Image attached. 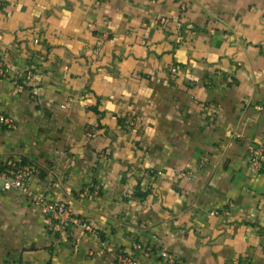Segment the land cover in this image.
Listing matches in <instances>:
<instances>
[{
    "label": "crops",
    "instance_id": "1",
    "mask_svg": "<svg viewBox=\"0 0 264 264\" xmlns=\"http://www.w3.org/2000/svg\"><path fill=\"white\" fill-rule=\"evenodd\" d=\"M0 63V264H264V0H0Z\"/></svg>",
    "mask_w": 264,
    "mask_h": 264
},
{
    "label": "built area",
    "instance_id": "2",
    "mask_svg": "<svg viewBox=\"0 0 264 264\" xmlns=\"http://www.w3.org/2000/svg\"><path fill=\"white\" fill-rule=\"evenodd\" d=\"M103 1V0H98ZM172 73L175 72L174 68L170 70ZM31 72H26L24 74V78L29 79L31 77ZM7 76V71L0 63V79L5 78ZM15 84H17L15 82ZM5 125L7 127H13V121L10 117L4 116L0 114V126ZM264 161V146L251 148L246 158V162L248 165L254 169L259 170L262 162ZM10 168L0 173V178L3 181L2 189L4 191L16 190L23 194H26L29 197H32L28 191V183L30 178V170L28 168H13L16 165L14 163L6 164ZM189 168V166H187ZM187 177H192V172L188 169L186 172ZM99 192V187L95 184H89L87 188H85L82 192L83 195H88L90 193L96 195ZM34 201L39 202L41 206V211L45 216H48L51 220L52 226L56 230H60L65 226L69 221V215L67 209L64 205L61 204H51L48 202H44L41 196L37 198H33ZM77 224L81 225L85 229H88V226L84 223L78 222ZM159 257L163 261L164 264H176L175 257L161 250L158 252ZM116 264H139L137 259L130 255L118 254L115 257Z\"/></svg>",
    "mask_w": 264,
    "mask_h": 264
},
{
    "label": "trees",
    "instance_id": "3",
    "mask_svg": "<svg viewBox=\"0 0 264 264\" xmlns=\"http://www.w3.org/2000/svg\"><path fill=\"white\" fill-rule=\"evenodd\" d=\"M8 168H10V167L5 164V166L0 170V172H3L5 170H7ZM13 168H16V166L13 167Z\"/></svg>",
    "mask_w": 264,
    "mask_h": 264
}]
</instances>
